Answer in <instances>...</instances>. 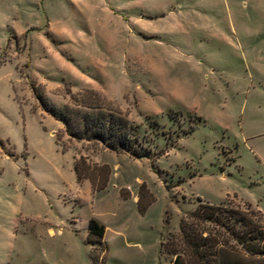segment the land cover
<instances>
[{
    "label": "rangeland",
    "instance_id": "1",
    "mask_svg": "<svg viewBox=\"0 0 264 264\" xmlns=\"http://www.w3.org/2000/svg\"><path fill=\"white\" fill-rule=\"evenodd\" d=\"M43 104L112 110L150 156L75 140ZM207 204L264 230V0H0V264H200L181 220L248 258L192 217Z\"/></svg>",
    "mask_w": 264,
    "mask_h": 264
},
{
    "label": "trees",
    "instance_id": "2",
    "mask_svg": "<svg viewBox=\"0 0 264 264\" xmlns=\"http://www.w3.org/2000/svg\"><path fill=\"white\" fill-rule=\"evenodd\" d=\"M43 107L63 124L66 134L75 140L97 142L111 152L126 153L136 159L150 156V150L144 147L139 137V126L112 110L97 104H84L79 109H55L45 104ZM73 172L78 182L88 180L95 191L103 190L106 186L107 175L102 184H96V179L88 172L85 160H75ZM192 217L224 228L249 255L246 259L234 256L230 250L219 247L207 237L189 234L186 231L187 225L181 220L179 231L183 242L191 248L200 264H264V230L239 212L207 204L199 205ZM103 236L104 228L90 220L87 224L86 242L99 246ZM173 255L175 259L172 264H184L177 252H173ZM91 259L95 264V258Z\"/></svg>",
    "mask_w": 264,
    "mask_h": 264
}]
</instances>
